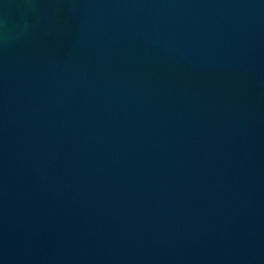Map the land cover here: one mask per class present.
<instances>
[{"label":"water","instance_id":"obj_1","mask_svg":"<svg viewBox=\"0 0 264 264\" xmlns=\"http://www.w3.org/2000/svg\"><path fill=\"white\" fill-rule=\"evenodd\" d=\"M0 264H264V0H0Z\"/></svg>","mask_w":264,"mask_h":264}]
</instances>
